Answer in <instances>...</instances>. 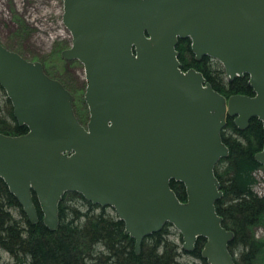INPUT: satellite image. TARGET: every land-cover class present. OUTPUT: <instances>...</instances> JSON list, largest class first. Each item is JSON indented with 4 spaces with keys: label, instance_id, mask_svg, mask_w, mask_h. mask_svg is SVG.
Masks as SVG:
<instances>
[{
    "label": "water",
    "instance_id": "obj_1",
    "mask_svg": "<svg viewBox=\"0 0 264 264\" xmlns=\"http://www.w3.org/2000/svg\"><path fill=\"white\" fill-rule=\"evenodd\" d=\"M71 35L65 60L84 67L82 124L71 93L40 62L0 43V87L27 133H0V179L31 224L58 227L65 193L113 209L139 253L144 238L170 224L192 252L205 239L207 264H235L234 233L215 204V167L229 156L227 118L264 130V0H63ZM189 39L196 60L221 64L229 81L248 76L253 96L225 97L176 50ZM264 168V145L255 154ZM183 184L181 202L170 184Z\"/></svg>",
    "mask_w": 264,
    "mask_h": 264
},
{
    "label": "trees",
    "instance_id": "obj_2",
    "mask_svg": "<svg viewBox=\"0 0 264 264\" xmlns=\"http://www.w3.org/2000/svg\"><path fill=\"white\" fill-rule=\"evenodd\" d=\"M176 50L183 70L200 72L223 96H253L248 76L229 81L215 60L209 57L196 60L189 39L179 40ZM77 118L82 124L87 122ZM27 131L26 126L18 125L11 102L0 87V133L19 136ZM221 136L229 156L214 170L223 192L215 207L223 219V227L234 233L229 251L235 264H249L259 245L252 230L264 221V195L254 191L255 174L264 171L255 160V154L264 145V130L256 118L250 120L246 129L239 130L233 118L228 117ZM170 186L178 199L185 202L183 184L172 181ZM32 197L39 215L36 224L28 221L20 204L0 179V252L8 257L3 260L0 256V264H207L201 257L205 239L199 238L194 250L186 252L182 249L181 235L170 224L144 238L140 252L136 253L134 239L125 234L124 223L118 220L113 209L93 205L73 192L62 197L58 227L50 231L42 222L35 196Z\"/></svg>",
    "mask_w": 264,
    "mask_h": 264
},
{
    "label": "rangeland",
    "instance_id": "obj_3",
    "mask_svg": "<svg viewBox=\"0 0 264 264\" xmlns=\"http://www.w3.org/2000/svg\"><path fill=\"white\" fill-rule=\"evenodd\" d=\"M62 13L63 0H0V43L28 61L40 62L48 74L65 85L73 97L75 114L87 121L84 67L77 60L62 57L72 40L62 23ZM255 175L254 191L264 195V171ZM252 235L259 245L249 264H264V221L253 228ZM0 256L8 260L6 253L0 252Z\"/></svg>",
    "mask_w": 264,
    "mask_h": 264
}]
</instances>
